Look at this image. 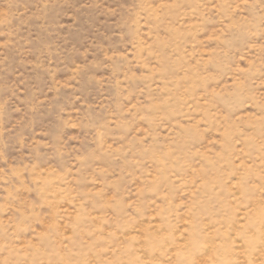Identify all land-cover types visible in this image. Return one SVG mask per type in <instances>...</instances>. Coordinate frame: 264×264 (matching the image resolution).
Returning <instances> with one entry per match:
<instances>
[{
	"label": "rangeland",
	"instance_id": "rangeland-1",
	"mask_svg": "<svg viewBox=\"0 0 264 264\" xmlns=\"http://www.w3.org/2000/svg\"><path fill=\"white\" fill-rule=\"evenodd\" d=\"M0 264H264V0H0Z\"/></svg>",
	"mask_w": 264,
	"mask_h": 264
}]
</instances>
